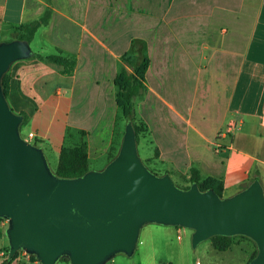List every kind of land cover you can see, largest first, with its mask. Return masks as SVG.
<instances>
[{
	"label": "crops",
	"instance_id": "crops-1",
	"mask_svg": "<svg viewBox=\"0 0 264 264\" xmlns=\"http://www.w3.org/2000/svg\"><path fill=\"white\" fill-rule=\"evenodd\" d=\"M188 1L203 9L188 8ZM43 16L29 41L38 47L32 52L72 59L70 68L26 58L7 73L19 94L36 105L20 127H28L23 138L51 154L56 167L68 128L85 132L91 169L107 163L118 112L114 79L121 55L137 39L149 64L147 92L135 106L148 131L136 143L138 148L147 135L153 153L146 160L158 164L154 173L167 169L187 179L195 167L202 181L220 179L227 196L256 169L264 191V0H0V36ZM6 225L0 222V263L9 250ZM149 225L137 243L145 255L131 260L119 253L109 264H157L174 232L182 248L184 228ZM233 239L230 246L244 245L248 260L250 246ZM21 260L38 264L22 252L11 264ZM167 260L160 264H171Z\"/></svg>",
	"mask_w": 264,
	"mask_h": 264
},
{
	"label": "water",
	"instance_id": "water-1",
	"mask_svg": "<svg viewBox=\"0 0 264 264\" xmlns=\"http://www.w3.org/2000/svg\"><path fill=\"white\" fill-rule=\"evenodd\" d=\"M26 39L0 40V218L7 221L8 255L24 250L40 264H106L131 256L148 223L192 230L191 244L215 235H243L256 245L246 264H264V191L255 179L220 197L212 188L175 184L172 175L152 172L138 154L126 122L115 156L100 169L76 177L56 175L40 146L20 132L1 80L10 65L29 58Z\"/></svg>",
	"mask_w": 264,
	"mask_h": 264
},
{
	"label": "trees",
	"instance_id": "trees-1",
	"mask_svg": "<svg viewBox=\"0 0 264 264\" xmlns=\"http://www.w3.org/2000/svg\"><path fill=\"white\" fill-rule=\"evenodd\" d=\"M45 20L46 17L43 16L38 20H34L28 24L20 26L18 28V33L16 37L30 41L37 27ZM29 58H38L40 60L48 61L50 63H56L63 66H67V64L71 63L72 60L57 55L44 56L34 52H32V55ZM148 64L149 59L143 43L137 39H132L129 50L123 53L120 57L118 71L114 79L115 97L116 104L118 107V112L116 115V126L119 120L124 121L125 124L126 122L130 121L135 131L137 143L139 141L140 136L148 131L146 124L142 120L137 119L135 113V106L137 102L143 100L147 92V86L145 84L144 75ZM1 84L3 88V93L7 99L10 108L15 113H19L24 116V123V121L31 114L34 113V111L36 110V105L34 104V102L26 99L25 97L19 94L17 87H13L14 85L11 84L7 72L3 75ZM67 131L68 135L60 149L57 167L55 170L52 171L56 175L62 177H76L82 175L83 173L91 169L87 157L86 142L83 138L85 132L81 130H76V132L73 133L69 128ZM123 131L119 133L117 130H115L114 136L112 138V143L106 153L107 162L110 161L117 153ZM154 157H158L157 148L154 149ZM147 161H150V159H147L146 162ZM165 172L169 171L166 169L163 172L156 174L162 175ZM170 174H172V172H170ZM180 177L184 181L189 183L186 186H179L181 188H187L192 182H196L200 190L203 191L208 188H212L220 197H223L222 181L218 178L213 177H208L202 181L200 173L195 167H190L187 179H185V176ZM255 179H257L261 183L259 172L256 169L252 171L247 181L240 186V190L246 187L250 182ZM234 237L245 238L253 242L250 238L243 235H215L209 239H211L215 248H220L221 250H224L230 245V240ZM256 252V245L254 243V249L252 250L247 262L255 256ZM18 253L19 251L16 252L13 256L8 255L0 264H11L12 260L18 255ZM30 259L36 260L35 256L32 254H30ZM60 260L69 263V260L66 256H62L59 261ZM38 264L40 263L38 262Z\"/></svg>",
	"mask_w": 264,
	"mask_h": 264
},
{
	"label": "rangeland",
	"instance_id": "rangeland-1",
	"mask_svg": "<svg viewBox=\"0 0 264 264\" xmlns=\"http://www.w3.org/2000/svg\"><path fill=\"white\" fill-rule=\"evenodd\" d=\"M188 8H191L193 10H201L203 9L202 7L198 6V3L193 2V1H188V3L186 4ZM185 7V8H187ZM18 31L15 30L12 33H6L4 34V36H0V40H4V39H10L12 36L17 35ZM67 42V46L70 50L73 49L74 47V39L72 36L69 37L68 40H66ZM54 43L56 45H58L60 43V38L55 39ZM32 51H36L38 49L37 45L35 43H31L30 45ZM52 48V47H51ZM53 51V48L50 50ZM66 55V53H64V56ZM61 66L64 70L68 71V69L70 68V63L67 64V66H63V65H59ZM124 121L119 120L117 122V126H116V130L121 133L124 129ZM21 135L22 137H25L27 135L28 132V127H22L21 130ZM147 136V135H146ZM144 137L143 139L141 138L140 140V145L138 146V154L140 155V157L142 158L143 162H145L144 164L151 170L153 171H159L158 170V164L154 163L153 161H147L146 162V158H148L149 156L152 155L153 153V146H151V144H147L148 142V138ZM147 138V139H146ZM150 140V139H149ZM47 162L51 168V170H54L56 167V163L54 161V157L49 154L47 157ZM95 166H100V164H95ZM152 171V172H153ZM174 179V182L176 185L178 186H186L189 183L183 181L181 179V177H179L177 174L172 176ZM149 224H155V223H148L146 225H144L142 228L143 231L142 233L140 232L139 234V240H143L144 238H146L147 236L145 235V230L146 228H149L150 225ZM158 226H165V225H159ZM7 225L5 226L6 229ZM176 226H174L173 228H175ZM184 228V227H181ZM4 229V230H5ZM185 232H187V236L185 237V239L183 240V246L182 248L179 245V241L177 238V234L174 232L169 236V240H170V244L169 247H163L161 246L159 253L157 254V264L160 263H167V259H171L172 262L171 264H245L246 263V257L244 254V251H247V249L245 248L244 245H232V246H228L226 249L221 250L220 248H215L213 249L209 243V240H204L202 242H200L196 247H192L191 244V234H192V230L188 229V228H184ZM234 241L237 240V242H243V243H247L250 246V250L254 249V243L251 242L248 239L245 238H240V237H234L233 239ZM173 251V252H172ZM146 253H144L142 251V245L138 244L136 250L134 251V253L131 255V260H137L139 255H145ZM173 258H167V256H171ZM20 264H24V261L21 260ZM56 264H70L64 261H58L56 262ZM106 264H109V262H107Z\"/></svg>",
	"mask_w": 264,
	"mask_h": 264
},
{
	"label": "built area",
	"instance_id": "built-area-1",
	"mask_svg": "<svg viewBox=\"0 0 264 264\" xmlns=\"http://www.w3.org/2000/svg\"><path fill=\"white\" fill-rule=\"evenodd\" d=\"M29 135L31 136L32 134L29 133ZM24 139H25V138H24ZM0 222H1V223H5V224H7V221H6L5 219H2V218H0ZM19 252H22L27 258H30V254L27 253L26 251H24V250H20ZM35 261H37V260H35ZM37 262H38V261H37Z\"/></svg>",
	"mask_w": 264,
	"mask_h": 264
}]
</instances>
